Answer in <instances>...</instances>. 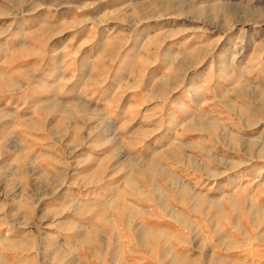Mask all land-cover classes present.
<instances>
[{"label":"rangeland","instance_id":"obj_1","mask_svg":"<svg viewBox=\"0 0 264 264\" xmlns=\"http://www.w3.org/2000/svg\"><path fill=\"white\" fill-rule=\"evenodd\" d=\"M0 264H264V0H0Z\"/></svg>","mask_w":264,"mask_h":264},{"label":"bare ground","instance_id":"obj_2","mask_svg":"<svg viewBox=\"0 0 264 264\" xmlns=\"http://www.w3.org/2000/svg\"><path fill=\"white\" fill-rule=\"evenodd\" d=\"M24 243V242H23ZM28 244L27 243H24V246H27Z\"/></svg>","mask_w":264,"mask_h":264}]
</instances>
